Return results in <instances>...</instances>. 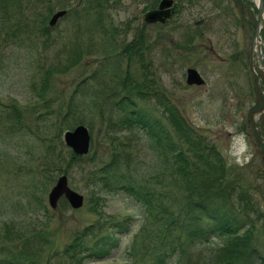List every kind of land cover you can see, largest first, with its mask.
Here are the masks:
<instances>
[{
    "label": "rangeland",
    "instance_id": "rangeland-1",
    "mask_svg": "<svg viewBox=\"0 0 264 264\" xmlns=\"http://www.w3.org/2000/svg\"><path fill=\"white\" fill-rule=\"evenodd\" d=\"M31 1H22L27 18L15 15L8 34L0 32V258L5 256L4 249L22 243L4 240L6 226L28 232L27 235L22 233L21 240L39 239L43 249L40 264H58L53 257L58 258L57 253L72 241L76 231L97 221L108 225L130 218L131 231L120 237L118 249L107 259L84 264H145L150 259L148 255L156 252L155 238L146 239L147 233H155V229L147 224L141 205L124 193L98 191L96 194L102 202L97 206L98 214L92 212L93 194L91 187H86L84 173L107 163L110 156L106 123L96 111L93 92L81 100L76 99L77 107L82 110V125L90 131V154L76 162L78 169L67 176L69 186L84 197V205L72 210L60 204L55 211L48 206L47 195L61 173L53 174V182H50V173L43 170L44 148L37 136L58 141L54 129L57 114L65 111L64 104L76 84L87 78L93 91L102 89V83L104 87L111 85L108 70L113 60L110 56L104 57L98 35L84 34L83 23L80 26L74 23L72 15L50 29L49 42L45 44V35L39 33L37 26L36 12L26 8ZM175 2L178 13L172 20L163 28L146 32L152 39L144 59L146 63L152 60L158 87L164 90L188 124L213 143L233 174L250 186V191L260 200V194L264 195V178L259 179L260 175L264 177V111H259L264 108V21L261 48L255 49L258 55L261 54L262 66L257 56L248 57L257 0L237 3L220 0L218 8L207 0ZM109 6L108 19L119 28L120 37L124 34L122 40L128 42L142 22L145 0H111ZM19 22L21 28L16 31ZM126 22L132 27L129 33L124 30ZM187 27L196 34L188 48L183 46ZM89 37L90 45L84 48ZM74 41L82 44V56L75 66L65 69ZM49 68L54 71L46 73ZM122 68L135 79L141 77L139 65L133 60L124 61ZM188 68L200 73L205 81L203 86L186 85ZM109 105L111 102L103 107V112H107ZM138 105L162 118L153 102L143 104L138 101ZM11 106L17 108L16 119L20 116L17 123L13 120ZM65 131L59 137L62 143ZM131 133L124 132L131 140L124 149L135 156L131 161L133 170L138 169L143 174L150 172V167L156 164L150 146L140 131ZM161 170L164 173V177L159 178L161 182L170 179L169 172ZM167 184L173 191L172 181ZM37 234L45 237L43 243L41 237L35 236ZM142 239L145 254L142 251L139 257L132 258L133 242L137 240L135 246L140 248ZM221 242L213 239L208 244L196 246V250L208 251L219 247ZM173 261L168 260L166 264H173Z\"/></svg>",
    "mask_w": 264,
    "mask_h": 264
},
{
    "label": "trees",
    "instance_id": "trees-1",
    "mask_svg": "<svg viewBox=\"0 0 264 264\" xmlns=\"http://www.w3.org/2000/svg\"><path fill=\"white\" fill-rule=\"evenodd\" d=\"M22 1L0 0V32L8 34L10 22L15 15L27 18ZM110 1L32 0L30 5L25 4L26 8L36 12L37 26L39 33L45 35V44L49 42V29L46 26L48 18L55 10L66 9L67 16L74 17V23H79V26L83 23L86 29L84 34L98 35L101 40L99 48L104 57L110 56L113 60L108 70L112 77L111 85L104 87L102 83V89L93 91L87 78L76 84L72 95L64 104L65 111L59 113V116L57 114L54 129L57 131L55 139L58 141L37 136L44 148L42 166L44 171L50 173V182H53L52 175L55 173L68 175L78 169L75 164L83 157L74 156L64 147L59 137L64 130L83 124L82 110L77 107L76 99L81 100L80 98L93 92L96 111L106 123L110 156L107 163L84 173L86 187H91L93 194L92 212L98 214L97 206L102 202V198L96 194L98 191L124 193L141 205L147 224L153 225L155 229V233H147L146 239L155 238L156 252L148 255L150 259L145 264H166L171 259L174 260L173 264H264V204L261 203L264 202V195L260 194V200L255 198L250 186L233 174L213 143L188 124L164 90L158 87L152 60L146 63L144 53L148 51L152 39L146 32L163 28V25L147 26L140 23L133 31L132 38L128 42L123 41L124 34L120 37L119 28L107 16ZM159 1L145 0L144 11L155 9ZM207 1L212 2V6L216 8L220 5V0ZM239 1L234 0L236 3ZM177 13L175 2L174 15ZM16 27V31L19 30L21 23ZM124 30L126 33L131 32L129 22L124 24ZM184 35L186 39L183 46L188 48L196 39V34H192L187 27ZM90 39H87L85 43H88L84 48L90 45ZM81 46L75 41L71 44L70 58L65 69L75 66L81 58ZM126 60H133L139 65L140 78H133L128 70L124 73L122 65ZM53 71L49 68L46 73ZM95 75L96 73L92 76ZM138 101L143 104L153 102L155 108L161 111L162 118L155 117L151 111L139 106ZM110 102L107 112H103V107ZM11 109L14 120L17 108L11 106ZM19 119L20 116L16 123ZM134 130L145 136L156 159L150 172L144 174L136 167L137 171L134 172L131 161L135 160V156L124 149L131 141L124 136V132L132 135ZM161 168L170 174V179L164 182L159 179L164 177ZM121 169L123 170L120 171ZM260 178L264 177L260 175ZM169 180L173 183V191L167 184ZM174 203L176 206H173ZM61 204L69 208L65 202ZM131 226L130 218L108 225L97 221L76 231L72 241L57 253L58 258L53 259L58 264H84L91 260H104L118 248L120 237L130 232ZM5 233L4 240L9 243H22L15 244L9 250L4 249L5 256L0 258V264H40L43 249L38 238L32 242L28 238L21 240L22 233L27 235L28 232L14 230L10 226H6ZM35 236L41 237L42 243L45 241L44 236ZM212 239L221 240L220 246L208 251L196 250V246L208 244ZM136 244L137 240L131 246L132 258L139 257L142 251L145 254L143 239L140 248Z\"/></svg>",
    "mask_w": 264,
    "mask_h": 264
},
{
    "label": "water",
    "instance_id": "water-1",
    "mask_svg": "<svg viewBox=\"0 0 264 264\" xmlns=\"http://www.w3.org/2000/svg\"><path fill=\"white\" fill-rule=\"evenodd\" d=\"M258 14H257V25L255 29V35H254V45L256 44L257 39L259 38V31H260V24L263 17V1L258 0ZM172 2L171 0H163L161 4L159 5L158 10L150 11L148 12L145 17L144 21L147 24H152L156 22L163 23L166 18L170 16V9ZM66 14V11H57L54 13L49 22V27H54L58 20L62 18ZM254 53V49L252 50ZM186 84L188 86H202L204 85V80L200 76L197 70L189 68L186 70ZM63 141L70 150L76 155V156H84L88 153L89 147H90V135L88 132V129L84 127L83 125L77 126L72 131L65 132L63 136ZM64 199L69 206L73 210H78L83 205V196L78 194L77 192L70 189L68 186V180L65 175L60 176L55 185L51 188L49 194H48V204L49 207L54 210L58 206V202L61 199Z\"/></svg>",
    "mask_w": 264,
    "mask_h": 264
}]
</instances>
